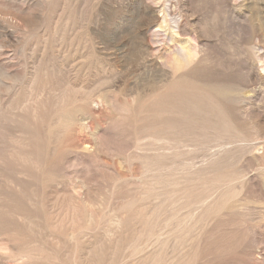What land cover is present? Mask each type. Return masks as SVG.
<instances>
[{
    "label": "rangeland",
    "instance_id": "rangeland-1",
    "mask_svg": "<svg viewBox=\"0 0 264 264\" xmlns=\"http://www.w3.org/2000/svg\"><path fill=\"white\" fill-rule=\"evenodd\" d=\"M0 264H264V0H0Z\"/></svg>",
    "mask_w": 264,
    "mask_h": 264
},
{
    "label": "bare ground",
    "instance_id": "bare-ground-1",
    "mask_svg": "<svg viewBox=\"0 0 264 264\" xmlns=\"http://www.w3.org/2000/svg\"><path fill=\"white\" fill-rule=\"evenodd\" d=\"M163 23V22H162Z\"/></svg>",
    "mask_w": 264,
    "mask_h": 264
}]
</instances>
